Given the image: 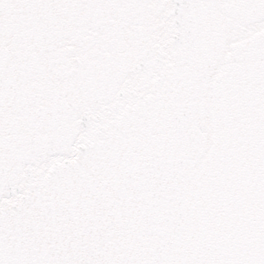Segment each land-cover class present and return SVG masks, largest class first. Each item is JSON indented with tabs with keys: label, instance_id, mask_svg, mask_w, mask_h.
I'll return each mask as SVG.
<instances>
[{
	"label": "snow or ice",
	"instance_id": "snow-or-ice-1",
	"mask_svg": "<svg viewBox=\"0 0 264 264\" xmlns=\"http://www.w3.org/2000/svg\"><path fill=\"white\" fill-rule=\"evenodd\" d=\"M0 264H264V0H0Z\"/></svg>",
	"mask_w": 264,
	"mask_h": 264
}]
</instances>
